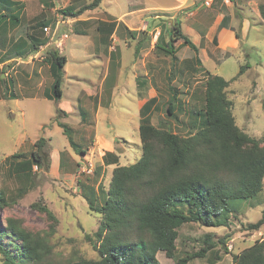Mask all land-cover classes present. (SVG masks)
Masks as SVG:
<instances>
[{
	"label": "rangeland",
	"instance_id": "rangeland-1",
	"mask_svg": "<svg viewBox=\"0 0 264 264\" xmlns=\"http://www.w3.org/2000/svg\"><path fill=\"white\" fill-rule=\"evenodd\" d=\"M11 1V5H0V13L16 14L19 18L18 23L6 18L0 24L3 244L13 243V236L6 231L11 220H15L47 241V261L98 259L94 242L102 214L89 209L83 184L95 181L104 196L112 167L107 169L102 162L106 147L94 144L96 131L116 142L121 165L133 164L143 154L140 107L154 96V124L188 136L193 111L204 112L207 71L227 80L235 77L227 87V96L233 103L236 124L253 137H264V23L256 17L258 13L264 17V0L254 4L251 0H195L196 6L182 8L175 15L167 12L169 0H103L97 8L76 17L63 11H76L92 0ZM238 3L245 5L242 12L237 11ZM197 6L195 15L185 18ZM221 13L235 15L233 28L240 33L236 47L227 49L218 41L216 21ZM240 15L252 23L245 37L240 32ZM176 18L183 31L192 27L201 33L198 52L183 44L182 39L174 41L173 54L156 47L160 33V45L166 46L169 27ZM33 37L46 41L36 51H31ZM52 49L67 58L60 100L46 96L52 92L54 81L46 59ZM245 64L250 67L239 75ZM174 93L175 109L169 113L168 103ZM58 121L71 128L77 150ZM42 137L50 149V168L34 165L30 171L28 166L23 169L18 163L31 158ZM13 154L18 156L12 158ZM35 203L48 206L56 220H51ZM231 205L236 211L229 215L226 225L190 222L181 226L176 258L159 251L160 262L177 264L178 259L200 251L206 245V235L217 246L186 264H233L234 255L263 241L264 224L259 229H250L249 225L262 216L264 186L256 197L238 199ZM226 235L225 243L221 242ZM3 260L0 251V264Z\"/></svg>",
	"mask_w": 264,
	"mask_h": 264
},
{
	"label": "trees",
	"instance_id": "trees-1",
	"mask_svg": "<svg viewBox=\"0 0 264 264\" xmlns=\"http://www.w3.org/2000/svg\"><path fill=\"white\" fill-rule=\"evenodd\" d=\"M102 1L92 0L76 11L66 9L63 13L76 17L85 10L97 8ZM12 3L11 0H0L2 6ZM6 18L19 22L16 14L0 13V24ZM220 26H225L224 22ZM114 27L115 24L112 29ZM168 34L170 39L166 46L160 45L159 34L157 48L173 54L174 41L182 39L183 44L198 52L199 47L183 31L180 20L175 19ZM236 36L240 38V33L236 32ZM33 41L31 51L38 50L46 42L36 37ZM46 59L54 78L52 92L46 96L60 100L67 58L52 49ZM249 67V64L242 65L239 75ZM207 72L204 112L193 111L189 126L191 134L181 136L155 125L152 112L157 108V98L152 97L140 109L142 156L131 165H121L115 153L107 151L103 155L104 163L117 164L104 196L100 184L95 186V181L83 184L89 209L102 214L95 233L97 241L94 242L100 256L98 259L80 258L66 263L47 261L50 251L47 241L18 221L11 220L6 232L13 236V243L0 242V251L4 255L2 264H162L157 256L159 251L176 258V240L181 226L190 222L205 226L226 225L229 215L236 211L231 205L233 201L256 197L264 186V137H253L236 124L233 103L227 96V87L235 77L227 80L219 74ZM175 93L168 103L169 113L175 109ZM58 111L67 114L63 109ZM58 125L77 150L71 128L60 121ZM35 146L31 158L18 164L23 169L28 166L29 171L34 165L49 169L51 158L47 139H38ZM17 156L13 154L11 157ZM111 156L117 159L108 161ZM4 202L0 194V205ZM35 206L51 220H56L48 206L41 203H35ZM263 224L264 209L261 218L249 228L259 229ZM227 237L220 241L225 243ZM205 244L200 251L178 259L177 264L204 257L217 246L210 235H206ZM233 264H264V240L234 255Z\"/></svg>",
	"mask_w": 264,
	"mask_h": 264
},
{
	"label": "crops",
	"instance_id": "crops-1",
	"mask_svg": "<svg viewBox=\"0 0 264 264\" xmlns=\"http://www.w3.org/2000/svg\"><path fill=\"white\" fill-rule=\"evenodd\" d=\"M228 1V0H226ZM254 3L256 2H259L260 0H251ZM170 2V5L167 9V12L169 13H173L174 15L177 14L182 8H192L194 6H196V2L195 0H169ZM238 7L241 12L242 10L245 9V5L244 3L243 4H239L238 3ZM199 9V6H197L194 10H192L191 12H189L185 18H190V14L191 15H195L196 11H198ZM237 15H239V13H237ZM242 20H241V34H242V37H245V35L249 32V30L251 29L252 27V23H251V20H249V18L247 17H244L242 15H240ZM256 17H260V20H262V22L264 23V17L262 15H260L259 13L256 15ZM225 18V19H224ZM177 20H179V18H176ZM234 19H235V15H231L230 17V14H227V15H224L223 13H221V16L219 17V19L216 21L217 23V29H218V41L220 43L221 46H223L224 48H233V47H236L237 44H239V39L238 37L236 36V30L233 28V22H234ZM196 20V19H195ZM196 23L198 21H195ZM224 22L225 26H220L221 23ZM184 32L190 36V38L192 39V41L198 46V44H200L201 42V39H202V36H201V33L199 32L198 29L196 28H192V27H189V28H185L184 29ZM193 35L194 38H193ZM111 89H113V87H111ZM154 97V96H152ZM150 97V98H152ZM149 98V99H150ZM148 99V100H149ZM147 100H145L146 102ZM144 102V103H145ZM142 103V105L144 104ZM113 105V103H112ZM141 105V107H142ZM140 107V109H141ZM141 118V116H140ZM154 123V121H152ZM123 143H127L126 140L122 141ZM102 143L104 147H106V149L103 151V155L109 151V152H113L115 153V155L118 156V164H120V159H119V152H118V149L117 148V144L116 142H113L111 140H108L104 137L103 134L101 133H95V139H94V144L97 145V144H100ZM121 150H123V148H120ZM103 155H102V162L105 166V168L109 169V167H112V171L114 169V167L117 165V164H114V163H111V164H106L104 163V159H103ZM109 160L108 161H115L117 159V157L115 156H111L108 158ZM115 165V166H114ZM112 177V176H111ZM98 186V185H97ZM107 190V189H106Z\"/></svg>",
	"mask_w": 264,
	"mask_h": 264
},
{
	"label": "built area",
	"instance_id": "built-area-1",
	"mask_svg": "<svg viewBox=\"0 0 264 264\" xmlns=\"http://www.w3.org/2000/svg\"><path fill=\"white\" fill-rule=\"evenodd\" d=\"M46 30H48V28H46ZM158 33H160V31H158Z\"/></svg>",
	"mask_w": 264,
	"mask_h": 264
}]
</instances>
